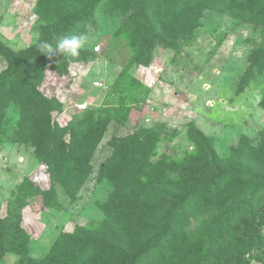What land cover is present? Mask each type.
<instances>
[{"label": "rangeland", "instance_id": "1", "mask_svg": "<svg viewBox=\"0 0 264 264\" xmlns=\"http://www.w3.org/2000/svg\"><path fill=\"white\" fill-rule=\"evenodd\" d=\"M175 1L151 0L157 29L170 44L156 45L149 64H128L137 45L123 28L125 15L110 3L68 35H87L80 48L88 53L86 61L69 63L66 72L43 59L41 66H31L36 89L60 104L51 112L53 126H65L83 116H91L98 124L107 123L89 157L88 176L74 194H67L55 180L56 207H45L42 196L36 195L22 209V225L29 235L33 259L42 258L60 232H72L76 226L93 230L102 225L106 215L100 205L113 190L103 165L113 152L114 138L150 135V148L141 157V174H134V183L139 189L153 190L158 177L153 168L170 165L164 169L162 182L178 192L204 164L189 135L192 127L211 139L222 168L242 140L249 147L263 140L264 70L240 84L251 53L264 45L261 27L243 19L244 11L235 0L206 1L198 17L190 10V0ZM41 2L0 0V42L17 55L46 42L48 29L60 23L62 13L69 8L79 11L83 5L81 0ZM172 4L180 16L175 24L167 15ZM6 65L0 56V72ZM20 82L18 76L15 86L21 88ZM17 101L8 99L0 112V217L6 215L8 200L16 195L24 177L43 190L51 185L47 166L39 160L35 147L10 138L20 131L22 111ZM64 138L67 141L68 134ZM172 163L188 170L192 167L193 172L176 174ZM200 211L194 208L185 216L179 215L180 231L193 234L201 229L206 213ZM95 250L98 261L92 262L107 263L106 251L110 249L95 245ZM17 260L16 254L8 252L0 264H16ZM249 264L264 262L253 258Z\"/></svg>", "mask_w": 264, "mask_h": 264}, {"label": "trees", "instance_id": "2", "mask_svg": "<svg viewBox=\"0 0 264 264\" xmlns=\"http://www.w3.org/2000/svg\"><path fill=\"white\" fill-rule=\"evenodd\" d=\"M206 1L220 2L190 0L191 12L198 17ZM234 2L244 11L243 19L260 26L264 36V0ZM110 3L125 15L123 28L137 45L128 64H149L156 45L170 44L157 29L150 11L151 0H85L79 11L69 8L62 13L60 23L48 29L46 42L21 55L0 42V56L7 63L0 72V112L8 99L18 100L22 111L20 131L10 138L33 145L51 179L50 188L43 190L26 176L16 195L8 200L7 213L0 217V261L10 252L18 256L16 264H94L95 245H105L110 250L106 251L108 262L104 264H249L253 258L264 262V129L263 140L257 146L249 147L242 140L222 168L211 139L196 127L190 129L189 135L204 157V164L181 192L168 189L162 182L164 169L170 165L153 168L158 173L153 190L139 189L134 183V174L138 177L141 174V157L150 148V135L114 138L113 152L103 165L112 179L113 190L100 205L106 215L102 225L93 230L76 226L72 232H60L42 258L30 256L22 209L36 195L42 196L45 207H56L55 180L67 194L73 195L88 176L89 157L107 124L83 116L75 117L65 126H53L51 112L60 104L48 100L36 89L32 67L41 66L43 59L66 72L69 63L86 61L87 51L79 49L77 56L66 55L57 51L56 43L60 37H67L77 27L92 21L95 12ZM174 4L167 14L171 24L180 20ZM44 44L50 45L51 50L44 48ZM262 70L264 45L251 53L240 84ZM18 76L21 88L15 86ZM64 134H68L67 141ZM251 160L254 163L249 164ZM171 169L179 175L190 171L177 163H172ZM194 208H200L206 215L202 228L187 234L178 228V218Z\"/></svg>", "mask_w": 264, "mask_h": 264}, {"label": "clouds", "instance_id": "3", "mask_svg": "<svg viewBox=\"0 0 264 264\" xmlns=\"http://www.w3.org/2000/svg\"><path fill=\"white\" fill-rule=\"evenodd\" d=\"M88 37L85 34H77L68 37H60L57 41V51L70 56H77L78 50L87 42ZM44 48L51 50L48 44L43 45ZM54 54V53H53Z\"/></svg>", "mask_w": 264, "mask_h": 264}]
</instances>
